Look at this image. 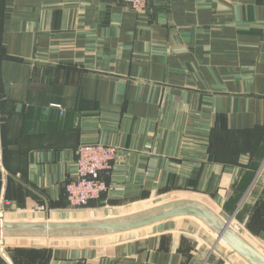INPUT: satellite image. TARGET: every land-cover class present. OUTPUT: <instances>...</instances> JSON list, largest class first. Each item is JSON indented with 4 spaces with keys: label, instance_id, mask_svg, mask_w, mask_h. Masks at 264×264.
<instances>
[{
    "label": "crops",
    "instance_id": "1",
    "mask_svg": "<svg viewBox=\"0 0 264 264\" xmlns=\"http://www.w3.org/2000/svg\"><path fill=\"white\" fill-rule=\"evenodd\" d=\"M88 142L118 154L107 191L77 210L65 184ZM181 198L264 252V0H149L140 14L125 0H0V218L97 219ZM0 264L249 263L178 217L0 238Z\"/></svg>",
    "mask_w": 264,
    "mask_h": 264
},
{
    "label": "water",
    "instance_id": "2",
    "mask_svg": "<svg viewBox=\"0 0 264 264\" xmlns=\"http://www.w3.org/2000/svg\"><path fill=\"white\" fill-rule=\"evenodd\" d=\"M178 217L202 221L249 264H264V252L236 229L230 219L198 199L181 198L136 212L106 218L66 221L0 218V238H77L125 233Z\"/></svg>",
    "mask_w": 264,
    "mask_h": 264
},
{
    "label": "built area",
    "instance_id": "3",
    "mask_svg": "<svg viewBox=\"0 0 264 264\" xmlns=\"http://www.w3.org/2000/svg\"><path fill=\"white\" fill-rule=\"evenodd\" d=\"M125 1L140 14L146 12L149 0ZM117 154V146L102 142H88L79 146L75 175L65 184L66 198L71 208H84L107 191L108 185L103 176L112 170ZM43 210L46 207L42 204L34 206V211Z\"/></svg>",
    "mask_w": 264,
    "mask_h": 264
},
{
    "label": "rangeland",
    "instance_id": "4",
    "mask_svg": "<svg viewBox=\"0 0 264 264\" xmlns=\"http://www.w3.org/2000/svg\"><path fill=\"white\" fill-rule=\"evenodd\" d=\"M171 201V200H170ZM165 202H168V200H162L161 203L159 204H163ZM159 204H153V203H149V204H146L145 206H143L142 208H138L137 210L133 211V212H136V211H139V210H142V209H146V208H149V207H152V206H155V205H159ZM207 204V203H206ZM209 205V204H208ZM210 206V205H209ZM71 208V207H70ZM72 209H82V208H72ZM132 213V212H131ZM79 216L81 217V219H86V218H82V216H84L83 214H79ZM80 219V220H81ZM96 219V218H95ZM74 220H77V219H74ZM33 239V238H32Z\"/></svg>",
    "mask_w": 264,
    "mask_h": 264
},
{
    "label": "trees",
    "instance_id": "5",
    "mask_svg": "<svg viewBox=\"0 0 264 264\" xmlns=\"http://www.w3.org/2000/svg\"><path fill=\"white\" fill-rule=\"evenodd\" d=\"M68 202V201H67Z\"/></svg>",
    "mask_w": 264,
    "mask_h": 264
}]
</instances>
